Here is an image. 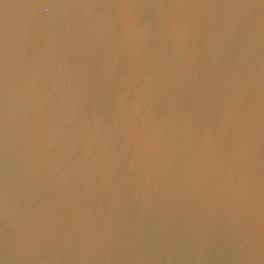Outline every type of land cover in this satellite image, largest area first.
<instances>
[{
	"label": "water",
	"instance_id": "water-1",
	"mask_svg": "<svg viewBox=\"0 0 264 264\" xmlns=\"http://www.w3.org/2000/svg\"><path fill=\"white\" fill-rule=\"evenodd\" d=\"M0 0V264H264V4Z\"/></svg>",
	"mask_w": 264,
	"mask_h": 264
},
{
	"label": "snow or ice",
	"instance_id": "snow-or-ice-1",
	"mask_svg": "<svg viewBox=\"0 0 264 264\" xmlns=\"http://www.w3.org/2000/svg\"><path fill=\"white\" fill-rule=\"evenodd\" d=\"M62 2V0H61ZM129 0H109V3H128ZM135 2H139L142 4L143 7L148 6L150 4L153 8H176L182 7L186 8L189 11L184 14L183 16L175 17L174 19L171 18V14L168 13L170 16V22L176 28L177 31L187 29L188 25L190 24V10L191 9H198L207 3L205 0H135ZM103 3V0H101ZM261 4H264V0H260ZM5 46L3 42V37L0 35V56L4 55Z\"/></svg>",
	"mask_w": 264,
	"mask_h": 264
}]
</instances>
